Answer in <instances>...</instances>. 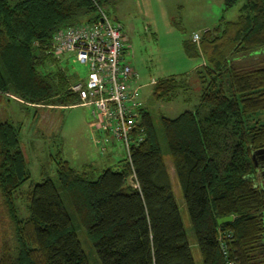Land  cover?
<instances>
[{"label":"trees","instance_id":"1","mask_svg":"<svg viewBox=\"0 0 264 264\" xmlns=\"http://www.w3.org/2000/svg\"><path fill=\"white\" fill-rule=\"evenodd\" d=\"M238 1L224 0L225 8ZM103 2L0 0V96L34 108L78 103L70 89L77 78L51 51L50 39L60 27L94 18ZM238 10L223 28L191 39L194 51L205 53L194 70L196 106L160 116L203 264H264V188L251 157L264 146V0H241ZM190 76L155 80L153 96H176ZM134 116L130 157L77 168L58 152L56 178L44 172L26 187L28 212L21 214L17 195L31 176L28 156L18 127L0 112V203L11 226L0 240V264H90L74 218L102 264H195L142 100Z\"/></svg>","mask_w":264,"mask_h":264},{"label":"rangeland","instance_id":"2","mask_svg":"<svg viewBox=\"0 0 264 264\" xmlns=\"http://www.w3.org/2000/svg\"><path fill=\"white\" fill-rule=\"evenodd\" d=\"M240 3L241 0L225 8L224 0H106L101 5L112 21H119L122 25L123 60L135 71L131 86L139 85L140 100L150 111L156 127L195 264H203V261L182 189L173 169L160 116H175L183 109L196 106L200 84L194 70L203 64L205 53L194 51L191 36L194 31L202 34L206 28H223L225 20L238 16ZM187 42L192 43V55L187 53ZM60 63L76 78H83L87 74V65L77 60L72 53L61 54ZM187 73L191 75L188 86L179 88L176 96L164 99L153 96L152 80ZM0 112L18 127L20 141L28 156L31 176L17 195L21 214L28 212L26 187L39 181L45 173L56 178L55 158L58 152L77 168L91 163L101 169L127 156L119 139L107 142L105 149H101V144L94 141L92 135L96 130L91 104L76 103L56 109L52 105L34 108L1 95ZM74 224L89 263L102 264L84 226L76 218ZM10 228L9 218L0 203V240L11 234Z\"/></svg>","mask_w":264,"mask_h":264},{"label":"built area","instance_id":"3","mask_svg":"<svg viewBox=\"0 0 264 264\" xmlns=\"http://www.w3.org/2000/svg\"><path fill=\"white\" fill-rule=\"evenodd\" d=\"M199 32L191 39L198 42ZM51 51L72 53L77 60L87 65V74L70 84V89L79 97V104H91L95 142L106 148V143L119 139L127 156L135 141L133 128L136 124L134 110L139 106V85L131 86L135 71L123 60L124 42L122 25L112 21L101 6H97L94 18H84L55 30L50 39ZM155 80H152V83ZM142 139L143 135H137ZM225 250V244L222 242Z\"/></svg>","mask_w":264,"mask_h":264},{"label":"water","instance_id":"4","mask_svg":"<svg viewBox=\"0 0 264 264\" xmlns=\"http://www.w3.org/2000/svg\"><path fill=\"white\" fill-rule=\"evenodd\" d=\"M251 157L254 161L255 167H257L258 165H261L264 168V146L252 150ZM232 218L233 216L230 214V215L218 217L217 221L218 223H221L223 221H227Z\"/></svg>","mask_w":264,"mask_h":264},{"label":"flooded vegetation","instance_id":"5","mask_svg":"<svg viewBox=\"0 0 264 264\" xmlns=\"http://www.w3.org/2000/svg\"><path fill=\"white\" fill-rule=\"evenodd\" d=\"M255 179H256V183L264 188V168L261 165H258L257 167H255ZM263 231L261 233V238L262 240H264V210H263Z\"/></svg>","mask_w":264,"mask_h":264},{"label":"crops","instance_id":"6","mask_svg":"<svg viewBox=\"0 0 264 264\" xmlns=\"http://www.w3.org/2000/svg\"><path fill=\"white\" fill-rule=\"evenodd\" d=\"M194 32H195V31H194ZM92 138H93V137H92ZM96 143H97V142H96ZM101 149H102V148H101ZM87 164H88V163H87ZM87 164H84L82 167H84V166L87 165ZM82 167H81V168H82Z\"/></svg>","mask_w":264,"mask_h":264}]
</instances>
